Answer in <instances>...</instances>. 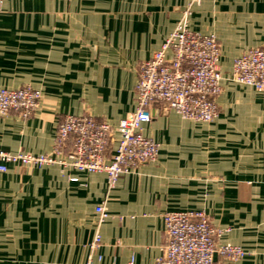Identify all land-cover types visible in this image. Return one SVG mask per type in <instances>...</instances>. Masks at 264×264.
Returning <instances> with one entry per match:
<instances>
[{"label":"crops","instance_id":"1","mask_svg":"<svg viewBox=\"0 0 264 264\" xmlns=\"http://www.w3.org/2000/svg\"><path fill=\"white\" fill-rule=\"evenodd\" d=\"M189 2L3 0L0 87L30 84L42 96L29 117H0V150L49 153L66 114L116 126L135 108L139 64ZM189 27L213 33L220 47L217 116L193 121L153 105L141 130L157 155L112 188L104 172L5 162L0 264H84L96 228L100 264H126L130 255L149 264L166 240L163 213L188 209L225 229L218 243L246 251L238 261L215 255L216 264H264V94L228 78L234 57L264 43V0H199ZM100 204L108 216L98 223Z\"/></svg>","mask_w":264,"mask_h":264},{"label":"built area","instance_id":"2","mask_svg":"<svg viewBox=\"0 0 264 264\" xmlns=\"http://www.w3.org/2000/svg\"><path fill=\"white\" fill-rule=\"evenodd\" d=\"M198 2L188 3L160 46L139 64L135 108L131 114L120 118L116 126L90 114H66L57 125L49 153L0 150V171L6 170L5 162L58 163L78 171L104 172L107 185L112 188L121 174L154 160L157 155L158 144L141 130L151 120L153 105L174 110L185 119L213 120L218 113L216 97L224 76L219 69L220 47L215 35L189 27L191 4ZM228 78L264 94V43L234 57ZM41 96L40 89L30 84L0 87V117L9 113L29 117L39 106ZM70 136L72 146L67 150ZM95 211L98 223L108 216L101 204ZM163 222L166 240L149 264H216L215 255L222 260L238 261L246 254L239 245L218 243L225 229L213 224L203 210L165 211ZM101 243V233L96 228L84 264H100L101 255L97 251ZM126 264H136L133 255Z\"/></svg>","mask_w":264,"mask_h":264},{"label":"rangeland","instance_id":"3","mask_svg":"<svg viewBox=\"0 0 264 264\" xmlns=\"http://www.w3.org/2000/svg\"><path fill=\"white\" fill-rule=\"evenodd\" d=\"M191 1V0H190Z\"/></svg>","mask_w":264,"mask_h":264}]
</instances>
